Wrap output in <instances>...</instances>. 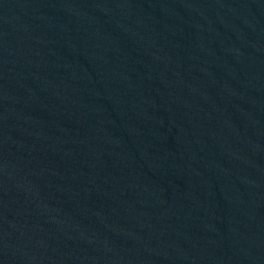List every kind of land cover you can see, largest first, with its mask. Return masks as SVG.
I'll use <instances>...</instances> for the list:
<instances>
[{"label": "water", "instance_id": "1", "mask_svg": "<svg viewBox=\"0 0 264 264\" xmlns=\"http://www.w3.org/2000/svg\"><path fill=\"white\" fill-rule=\"evenodd\" d=\"M0 264H264V0H0Z\"/></svg>", "mask_w": 264, "mask_h": 264}]
</instances>
